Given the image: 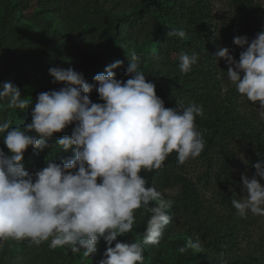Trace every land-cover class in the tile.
I'll return each instance as SVG.
<instances>
[{"label":"clouds","instance_id":"9594fccd","mask_svg":"<svg viewBox=\"0 0 264 264\" xmlns=\"http://www.w3.org/2000/svg\"><path fill=\"white\" fill-rule=\"evenodd\" d=\"M166 36L182 39L185 32L171 29ZM233 44L243 49L239 59L228 47H221L216 61L224 59L236 91L264 109V28L251 41L246 35L235 36ZM178 59L180 73L186 74L197 64L198 54L181 52ZM121 64L116 61L96 74L97 84L87 83L83 73L71 67H50L52 82L64 86L39 93L31 122L22 128L12 127L10 119L0 122V138L10 152L0 149V247L9 240H27L36 246L50 241L52 249L68 246L90 256L102 238L107 247L99 264H145L144 245L160 243L171 222L167 212L171 203L148 185L141 172L159 170L173 152L178 164L201 154L205 141L195 120L204 115L203 108L180 101L166 108L135 52L130 53L126 81L117 79L114 72ZM94 88L103 103L90 99ZM4 101L10 109L23 110L33 104L11 82L0 89V102ZM260 116L264 119V111ZM74 122L71 135L56 142L74 155L61 163L48 159L41 170L27 171L23 158L28 147L38 152L53 147L48 138ZM253 167L251 178L241 175L246 198L231 201L241 218L249 212L264 217V160ZM141 208L149 214L143 243L117 240L133 231L134 213ZM188 248L201 249L199 236L178 251L185 253Z\"/></svg>","mask_w":264,"mask_h":264},{"label":"rangeland","instance_id":"374dc122","mask_svg":"<svg viewBox=\"0 0 264 264\" xmlns=\"http://www.w3.org/2000/svg\"><path fill=\"white\" fill-rule=\"evenodd\" d=\"M4 1L0 0V75L11 73V83L20 87L22 98L35 81L42 82L46 89L63 83L52 82L50 67H71L84 74L90 59H101L111 51L130 52L160 29L157 19L118 25L116 40H108L106 32L111 18L130 13L140 0H15L8 10H4ZM251 2L257 12V24L249 26L250 20L240 18L230 0H212L213 34L220 42L227 32L252 39L264 28V0ZM219 78L222 96L229 95L233 88L238 109L260 116L264 109L236 91L227 69L220 71ZM90 99L103 103L94 93ZM5 104L7 106V102ZM9 113L0 109V122L7 120ZM58 134L65 136L63 130ZM204 141V149L198 157L177 165L174 171L177 178L170 185L155 187L174 207L169 228L163 232L160 243L144 245L145 264H179L178 249L196 236L200 238L201 249L188 248L186 253L196 261L202 259L201 264H249L250 257L264 260V217L249 212L246 218H241L231 203L233 199L246 198L241 175L251 178L256 169L247 160L241 145L235 146L234 158L228 161L223 149ZM48 142L50 144L49 138ZM29 150L34 154V166L38 170L46 167L50 149L38 152L29 146L27 152ZM65 151L60 147L62 157ZM23 163L30 173L36 171L31 163ZM134 215L133 231L118 236L117 240L143 243L149 214L141 208ZM222 230L235 233L231 250L209 247L214 234ZM49 242L36 246L27 240L6 241L0 247V264H99L107 247L101 238L97 251L85 256L83 249L79 252H73L68 246L52 249Z\"/></svg>","mask_w":264,"mask_h":264},{"label":"trees","instance_id":"16d2710c","mask_svg":"<svg viewBox=\"0 0 264 264\" xmlns=\"http://www.w3.org/2000/svg\"><path fill=\"white\" fill-rule=\"evenodd\" d=\"M230 1L240 18L250 20L249 26L257 24V12L253 9L251 0ZM14 2L15 0H5L4 10L10 9ZM211 9L212 0H140L130 13L111 18L109 30L106 32L108 40H116L118 25H135L148 19L159 20V31L145 43L135 46L130 52L111 51L109 55L101 59H90L83 76L87 83L97 84L93 79L96 74L103 73L106 66L122 61L121 66L114 69V72L117 79L126 81L130 78L126 75V69L130 64V53L135 52L139 57L141 70L147 80L156 85V94L164 100L166 108L174 107L177 101L185 106L190 104L202 106L204 115L197 116L195 124L203 139H206L210 145L223 149L228 161L234 158L235 146L241 145L246 151L247 160L253 166L256 162L264 160V119H261L256 112L255 114L242 113L238 109L233 88L229 95L221 94L222 81L219 74L221 70L227 69L228 65L222 58L216 61L215 53L221 47H228L234 58L238 60L243 49L233 44L235 36L229 35L228 32L225 33L222 42L217 39L213 34L214 23ZM171 29L183 30L185 37L181 39L176 36H166V32ZM249 41H251L250 38ZM181 52L189 55L198 54L197 64L186 74L180 73L178 67L180 63L178 57ZM12 77L11 73L5 74L4 77L0 75V89L5 82H11ZM63 86V83H57L46 89L42 82L35 81L25 97L33 102L32 105L23 110L10 109L5 106L6 101H4L0 102V109L10 112L8 119L12 121V127L22 128L24 124L31 121V108L34 107L35 95L39 92L59 90ZM91 93L99 98L95 88ZM74 126L75 123L63 130L65 136L71 135ZM58 133H54L49 138L50 145L53 146L49 147V157L61 163L74 153L69 149L65 151L64 157L61 156L60 146L56 145V142L63 136H59ZM0 149L10 154L2 138H0ZM25 153L27 154H24L23 161L31 163L29 164L32 165L31 168L38 171L34 166L35 161L32 157L34 154L31 150L29 152L26 150ZM177 165L176 153L173 152L164 161L162 168L151 172L142 170L141 175L146 178L148 185L167 187L177 178L174 172ZM173 207L174 204H171L167 210L169 215ZM169 225L163 232L169 228ZM234 234L228 230L215 233L209 242V247L213 249L226 247L231 250L235 242ZM195 259H191L186 252L179 254V264H201L202 259L197 261ZM251 259L250 257L249 264H264V260L260 258Z\"/></svg>","mask_w":264,"mask_h":264}]
</instances>
